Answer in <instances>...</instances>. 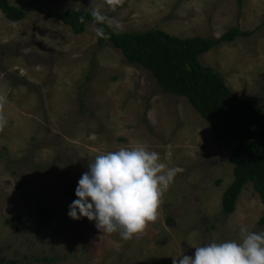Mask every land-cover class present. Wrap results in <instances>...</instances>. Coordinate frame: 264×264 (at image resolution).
Masks as SVG:
<instances>
[{
    "label": "rangeland",
    "instance_id": "1",
    "mask_svg": "<svg viewBox=\"0 0 264 264\" xmlns=\"http://www.w3.org/2000/svg\"><path fill=\"white\" fill-rule=\"evenodd\" d=\"M9 1L26 15L10 21L0 11V264H173L194 257L195 247L239 242L242 229L264 232V205L250 182L235 210L222 213L233 179L230 143L214 138L188 101L163 93L145 68L110 44L98 47L95 22L75 34L53 16L100 6L119 33L157 28L217 39L232 26L252 30L199 59L264 109V0H122L114 8L106 0ZM140 144L176 169L157 220L123 240L87 218L71 219L88 164ZM41 206L54 209L46 224L35 214Z\"/></svg>",
    "mask_w": 264,
    "mask_h": 264
},
{
    "label": "trees",
    "instance_id": "2",
    "mask_svg": "<svg viewBox=\"0 0 264 264\" xmlns=\"http://www.w3.org/2000/svg\"><path fill=\"white\" fill-rule=\"evenodd\" d=\"M240 2L238 0V4ZM0 11L10 21H19L26 15L22 7L9 0H0ZM53 16L75 34L82 33L88 21L94 22L91 12L83 8L67 9ZM97 27H102L107 36H97L98 47L110 44L128 63L145 68L163 93L184 97L188 101L207 122L214 138L230 143L233 179L222 194V213L228 215L235 210L237 197L247 182L252 184L264 205V109L256 106L253 100L234 94L221 74L203 65L199 59L216 44L233 41L238 36H249L253 31H241L238 26H232L216 39L178 37L157 28L119 33L105 23L97 24ZM81 105H84L82 101ZM71 192L69 187L68 195ZM35 214L41 223L46 224L54 209L41 206ZM258 223L264 225V214Z\"/></svg>",
    "mask_w": 264,
    "mask_h": 264
},
{
    "label": "clouds",
    "instance_id": "3",
    "mask_svg": "<svg viewBox=\"0 0 264 264\" xmlns=\"http://www.w3.org/2000/svg\"><path fill=\"white\" fill-rule=\"evenodd\" d=\"M121 2L106 0L113 8ZM91 16L97 24L108 19L100 6ZM94 31L98 37L107 38L102 27ZM5 123L6 117L0 114V128ZM87 168L78 180L77 199L69 204L67 214L73 220L87 218L100 232L118 233L123 240L142 234L149 222L157 220L162 197L176 176V169L166 168L159 154L143 144L99 154ZM241 232L239 242L195 247L194 257L183 255L173 259V264H264V232Z\"/></svg>",
    "mask_w": 264,
    "mask_h": 264
}]
</instances>
